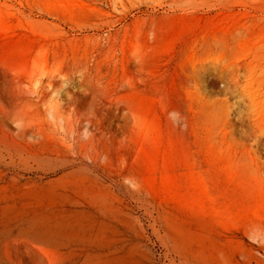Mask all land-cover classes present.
Wrapping results in <instances>:
<instances>
[{
  "label": "rangeland",
  "instance_id": "1",
  "mask_svg": "<svg viewBox=\"0 0 264 264\" xmlns=\"http://www.w3.org/2000/svg\"><path fill=\"white\" fill-rule=\"evenodd\" d=\"M0 264H264V0H0Z\"/></svg>",
  "mask_w": 264,
  "mask_h": 264
},
{
  "label": "bare ground",
  "instance_id": "2",
  "mask_svg": "<svg viewBox=\"0 0 264 264\" xmlns=\"http://www.w3.org/2000/svg\"><path fill=\"white\" fill-rule=\"evenodd\" d=\"M49 80V84L50 85H54V84H56V83H58V79H57V77H53V78H50V79H48Z\"/></svg>",
  "mask_w": 264,
  "mask_h": 264
}]
</instances>
